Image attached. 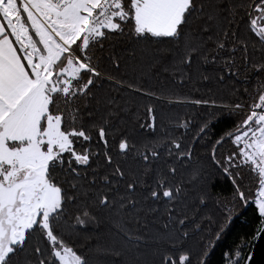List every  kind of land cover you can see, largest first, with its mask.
Returning a JSON list of instances; mask_svg holds the SVG:
<instances>
[{"label": "snow or ice", "instance_id": "obj_1", "mask_svg": "<svg viewBox=\"0 0 264 264\" xmlns=\"http://www.w3.org/2000/svg\"><path fill=\"white\" fill-rule=\"evenodd\" d=\"M122 64L137 79L106 71ZM193 64L219 102L166 95L214 110L192 125L207 165L135 99ZM253 204L221 264H264V0H0V264H211Z\"/></svg>", "mask_w": 264, "mask_h": 264}, {"label": "trees", "instance_id": "obj_2", "mask_svg": "<svg viewBox=\"0 0 264 264\" xmlns=\"http://www.w3.org/2000/svg\"><path fill=\"white\" fill-rule=\"evenodd\" d=\"M118 51H121L118 49ZM137 58L139 59V49ZM125 57V61L128 64H133L136 61L128 60L126 53L121 52ZM108 73L115 75L117 78H123L128 81H132L137 79L139 74H134L130 70H127L122 64L119 71L108 67L106 69ZM211 69L209 66L200 67L199 71L197 70V66L195 64L192 65L190 69H186L187 76L185 78V83L182 85L173 84V77L164 73L162 70H153L152 73L145 75L142 79H140V83L143 84L148 90L155 91L157 95H161V91H165L164 98L162 99H149L147 97L137 96L135 99L141 101L140 110L141 115H143V106L145 104H152L156 107L158 113H163L165 116L171 119L172 127H169V120L166 119L164 121V127L166 130L170 131L175 136L183 135L185 138V142L188 144H194L195 146V155L199 157L201 163L207 165V158L205 154V150L201 148L199 145L202 141H195L193 138L195 137L196 129L192 127L193 124L198 123L202 117H206L209 111H214L213 109L206 108L204 106H193V105H184V104H170L168 103L169 99H175L176 97H168L166 95L167 89H175L178 96L188 97L190 99H201V98H209V94L207 92L208 88H213L215 95L213 98H217L219 102V97L225 95L223 92L216 91V86L214 83H209L207 81H203L200 77V73L203 72L207 74ZM231 83V81H229ZM111 85L105 82L104 87L108 88ZM237 87L243 89L244 87H249L251 89L252 85L245 84H237ZM128 93H125L127 95ZM184 119H189L190 124L189 128L186 131L183 128H176L175 125ZM233 126V121L229 120H221L214 124L213 131L220 134L221 131L231 128ZM215 139V137H213ZM227 147V146H226ZM185 171L186 170H182ZM179 178V173H178ZM229 185L226 181H220L217 183L214 191H221L224 189H228ZM254 191V189H253ZM255 205L246 208L243 210L244 214L238 216L234 219L231 224L230 230L227 232L225 237L219 242L215 253L211 257V264H221L220 255L221 251L227 249V247L233 244L235 241L239 239L244 233H251V230L259 223L257 219V213L254 211ZM130 226L135 227V222H133ZM109 226L105 223L101 226L100 231L101 234L104 235L108 232ZM264 254V239H261L260 243L257 245V260L260 259L261 255Z\"/></svg>", "mask_w": 264, "mask_h": 264}]
</instances>
